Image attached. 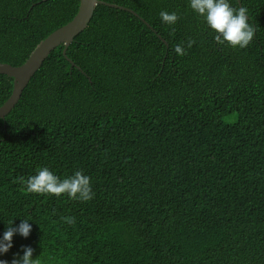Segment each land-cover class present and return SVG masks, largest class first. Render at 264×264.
<instances>
[{
	"label": "trees",
	"instance_id": "trees-1",
	"mask_svg": "<svg viewBox=\"0 0 264 264\" xmlns=\"http://www.w3.org/2000/svg\"><path fill=\"white\" fill-rule=\"evenodd\" d=\"M103 1L133 11L98 3L75 65L56 47L0 117V238L32 225L0 260L31 246L41 264H264V0H241L256 29L242 49L190 0ZM79 5L0 0V62L24 63ZM13 87L0 74V106ZM45 166L83 170L93 199L28 193L18 178Z\"/></svg>",
	"mask_w": 264,
	"mask_h": 264
},
{
	"label": "clouds",
	"instance_id": "clouds-1",
	"mask_svg": "<svg viewBox=\"0 0 264 264\" xmlns=\"http://www.w3.org/2000/svg\"><path fill=\"white\" fill-rule=\"evenodd\" d=\"M190 7L204 17L208 26L217 34L215 41L223 45L227 42L233 48H245L253 40L255 27L249 23L248 8L239 7L235 9L230 6L229 0H190ZM162 22L173 25L178 19L177 12L161 11L159 13ZM174 32V29H173ZM195 41L189 38L187 47L191 48ZM174 51L178 55H185L186 50L183 44H177ZM26 185L28 193L54 194L59 197L67 193L73 200L83 202L93 199L95 193L91 187V178L85 175L83 170H77L73 175L61 179L55 175L48 167L37 168L36 174L29 176L26 180L24 177L18 178ZM69 224L75 223V218L62 217ZM32 230V225L28 219H23L18 226H13V222L8 224L3 237L0 238V253H7L12 247L13 236L19 233L28 237ZM34 249L31 246L23 247V255L12 260L11 264H41L38 257L33 258ZM0 264H9L6 260H0Z\"/></svg>",
	"mask_w": 264,
	"mask_h": 264
},
{
	"label": "water",
	"instance_id": "water-1",
	"mask_svg": "<svg viewBox=\"0 0 264 264\" xmlns=\"http://www.w3.org/2000/svg\"><path fill=\"white\" fill-rule=\"evenodd\" d=\"M239 2L241 7V0H239ZM98 3L133 11L130 8L103 0H80L78 12L74 18L50 33L24 63L20 65H12L0 62V74H7L14 79V87L10 97L2 106H0L1 118H4L20 100L22 92L29 83L31 77L42 66L45 59L56 47L64 44V55L72 63V66L75 65L74 61L67 56V49L70 43L74 40V37L88 26Z\"/></svg>",
	"mask_w": 264,
	"mask_h": 264
}]
</instances>
